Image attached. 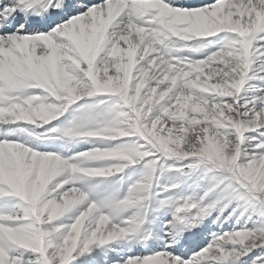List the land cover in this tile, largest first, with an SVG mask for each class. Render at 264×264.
<instances>
[{"label":"snow or ice","instance_id":"obj_1","mask_svg":"<svg viewBox=\"0 0 264 264\" xmlns=\"http://www.w3.org/2000/svg\"><path fill=\"white\" fill-rule=\"evenodd\" d=\"M0 264H264V0H0Z\"/></svg>","mask_w":264,"mask_h":264}]
</instances>
